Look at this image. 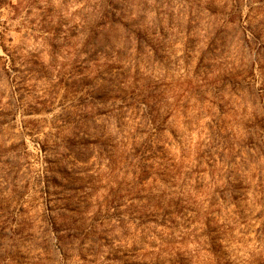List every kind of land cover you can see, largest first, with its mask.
<instances>
[{
  "label": "rangeland",
  "instance_id": "rangeland-1",
  "mask_svg": "<svg viewBox=\"0 0 264 264\" xmlns=\"http://www.w3.org/2000/svg\"><path fill=\"white\" fill-rule=\"evenodd\" d=\"M0 264H264V0H0Z\"/></svg>",
  "mask_w": 264,
  "mask_h": 264
}]
</instances>
